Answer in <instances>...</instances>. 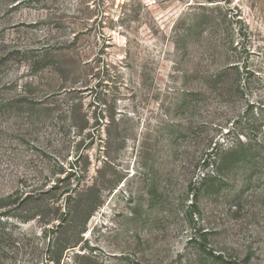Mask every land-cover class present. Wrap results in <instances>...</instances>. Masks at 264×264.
I'll return each mask as SVG.
<instances>
[{
  "label": "rangeland",
  "instance_id": "rangeland-1",
  "mask_svg": "<svg viewBox=\"0 0 264 264\" xmlns=\"http://www.w3.org/2000/svg\"><path fill=\"white\" fill-rule=\"evenodd\" d=\"M0 264H264V0H0Z\"/></svg>",
  "mask_w": 264,
  "mask_h": 264
},
{
  "label": "trees",
  "instance_id": "trees-1",
  "mask_svg": "<svg viewBox=\"0 0 264 264\" xmlns=\"http://www.w3.org/2000/svg\"><path fill=\"white\" fill-rule=\"evenodd\" d=\"M56 188L57 187H52V190H49V191L41 193L38 196L37 199L40 200V201H43L44 198L46 197V195H52L53 189H56ZM90 190H92V189L91 188H87L84 193L83 192L81 193V196H83L84 194L87 195L86 198L83 199V200H85V204L83 206L87 205L85 207V208H87L85 216H89L91 211L97 205V201H95V203L93 205V200H91V197L89 196V194H87V193H89ZM97 199H98V197H97ZM81 200H82V197L81 198H77V205L75 206V208H78ZM90 202H92L91 206L89 204ZM75 208H74V211H76V213H77L78 209H75ZM54 231L56 232L57 235L54 238L53 246H57V248L60 249V250H64L65 248L70 247V246L74 245L77 242L76 240H74L70 236L66 235V233H65V222L64 221L59 223L58 226L54 229ZM210 254H212V253H210ZM212 257L217 259V260H219V261H222V262L224 261L221 255H212Z\"/></svg>",
  "mask_w": 264,
  "mask_h": 264
}]
</instances>
